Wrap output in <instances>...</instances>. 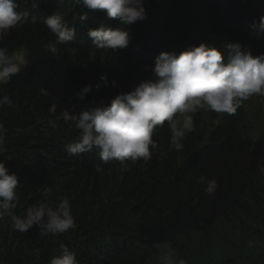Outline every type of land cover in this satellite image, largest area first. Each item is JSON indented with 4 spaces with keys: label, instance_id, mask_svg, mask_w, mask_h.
<instances>
[{
    "label": "trees",
    "instance_id": "trees-1",
    "mask_svg": "<svg viewBox=\"0 0 264 264\" xmlns=\"http://www.w3.org/2000/svg\"><path fill=\"white\" fill-rule=\"evenodd\" d=\"M15 2L17 11L29 15L0 47L23 51L28 65L0 86V96L15 105L0 108L7 129L0 162L19 178L16 215L67 197L77 228L53 236L33 225L22 233L5 217L0 220V264H49L61 242L76 253L79 264H157L166 250L187 264H264V176L258 171L264 166V123L255 133L245 105L235 115L211 117L209 124L198 112L196 131L188 134L181 152L168 151L165 124L153 138L167 155L154 154L149 162L126 169L116 161L103 164L95 148L69 155L66 145L77 139L78 130L58 119L62 110L79 114L106 106L150 78L145 66L154 65L161 52L180 53L202 42L224 52L226 42H240L253 56L264 53V33L253 27L264 16V0H144L147 19L128 26L132 40L118 52L95 49L87 35L100 24L126 27L106 11L73 0ZM55 11L76 29V38L58 46L53 56L44 46L55 36L44 20ZM105 73L107 87L100 81ZM88 84L93 91L80 101L76 93ZM53 103L56 115L49 114ZM53 120L55 127L49 123ZM96 165L105 171L97 173ZM201 175L217 179L214 195L205 194ZM249 241L255 247H248ZM157 243H165L164 248L158 250Z\"/></svg>",
    "mask_w": 264,
    "mask_h": 264
},
{
    "label": "clouds",
    "instance_id": "clouds-1",
    "mask_svg": "<svg viewBox=\"0 0 264 264\" xmlns=\"http://www.w3.org/2000/svg\"><path fill=\"white\" fill-rule=\"evenodd\" d=\"M77 6L89 10L106 11L109 19H116L120 25L115 29L100 24L87 32L95 49L118 52L129 46L132 35L128 26L147 19L144 0H73ZM37 6L38 5H34ZM15 0H0V43L11 31L27 19L28 12L17 11ZM88 19L87 12L80 16L83 24ZM48 30L54 34L55 40L46 44L45 50L55 56L60 45L68 44L76 38V29L69 27L64 14L53 12L44 20ZM253 27L258 33H264V16ZM69 51L75 52L74 48ZM26 57L9 49L0 47V86L7 85L14 76H18L27 68ZM150 78L141 80L131 90L120 92L102 107L85 108L79 114L62 110L58 119L65 123H73L78 130L77 139L66 145L71 156H78L98 150L103 164L116 161L126 169L140 161L149 162L154 154L161 157L167 155L154 134L165 124L169 130L168 151L181 152L185 147L188 134L196 131L195 116L201 111L217 114L235 115L246 101L253 97L264 98V53L253 56L250 50L240 42H226L224 52L205 43L187 50L161 52L154 65L145 66ZM103 86H109L107 74H101ZM111 81V86H116ZM100 83L95 85L99 91ZM42 95H49L47 89H41ZM93 91V85L83 87L76 96L80 101ZM14 108L13 100L0 96V108ZM57 105L51 104L49 114L56 115ZM55 127L56 122L49 121ZM7 129L0 122V153L5 152V134ZM97 173L105 169L96 165ZM259 173L264 176V166ZM19 178L0 162V220L10 218L14 230L26 233L33 225H37L42 234L61 235L75 230L77 224L72 214V205L67 197H62L55 206L48 203L34 204L26 209L23 216L15 214L20 200L18 193ZM205 194L212 196L219 185L215 177L206 175L198 177ZM165 243H157L155 247L163 249ZM248 247H255L249 241ZM49 264H79L76 253L63 242L59 245V253L50 258ZM157 264H187L183 258L176 259L174 250H166L158 256Z\"/></svg>",
    "mask_w": 264,
    "mask_h": 264
},
{
    "label": "rangeland",
    "instance_id": "rangeland-1",
    "mask_svg": "<svg viewBox=\"0 0 264 264\" xmlns=\"http://www.w3.org/2000/svg\"><path fill=\"white\" fill-rule=\"evenodd\" d=\"M16 53L24 56L23 51H17ZM244 105L253 121L255 133H259L264 123V98L253 97L249 101H246ZM199 113L207 124L211 123V117H218L217 120H219V118L223 116V114H217L205 110H201Z\"/></svg>",
    "mask_w": 264,
    "mask_h": 264
}]
</instances>
